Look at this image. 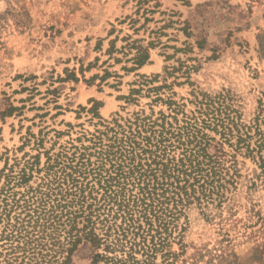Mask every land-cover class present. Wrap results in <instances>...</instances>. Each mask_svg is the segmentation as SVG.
<instances>
[{"label":"rangeland","instance_id":"obj_1","mask_svg":"<svg viewBox=\"0 0 264 264\" xmlns=\"http://www.w3.org/2000/svg\"><path fill=\"white\" fill-rule=\"evenodd\" d=\"M135 4L0 0V170L36 157L42 166L45 152L87 143L76 139L99 127L87 111L90 100L109 120L137 111L173 114L168 95L191 114L195 97L206 93L251 127L252 145L257 129L264 134V0H150L139 12ZM147 5L152 13L142 12ZM127 36L149 44V59L130 71L120 51ZM105 71L110 76L100 80ZM155 76L137 101L120 98ZM156 96L163 100L152 101ZM206 132L213 137L208 152L237 169L235 183L208 219L192 214L187 256L174 264L198 255V264H264V167Z\"/></svg>","mask_w":264,"mask_h":264},{"label":"trees","instance_id":"obj_2","mask_svg":"<svg viewBox=\"0 0 264 264\" xmlns=\"http://www.w3.org/2000/svg\"><path fill=\"white\" fill-rule=\"evenodd\" d=\"M149 1L136 0V12ZM142 12L153 9L147 5ZM126 38L120 51L133 65L130 71L149 59V44ZM107 76L105 71L100 80ZM157 77H144L120 98L137 101L135 95ZM171 96L165 103L173 114L137 111L109 120L97 115L99 103L90 100L87 111L99 127L76 139L87 143L45 152L42 166L36 157L21 167L14 163L7 172L2 168L0 264H174L180 256L185 259L192 214L208 219L221 207L237 171L233 163L225 165L222 154L208 152L213 137L206 130L234 150L257 156L262 167L264 134L257 129L252 145L251 127L206 93L195 97L191 114ZM158 100L163 99L152 101ZM198 257L188 264H198Z\"/></svg>","mask_w":264,"mask_h":264}]
</instances>
